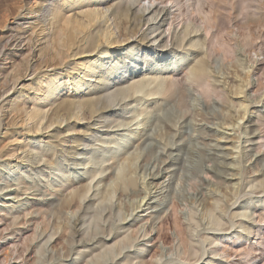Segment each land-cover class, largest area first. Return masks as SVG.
Instances as JSON below:
<instances>
[{"label":"rangeland","instance_id":"obj_1","mask_svg":"<svg viewBox=\"0 0 264 264\" xmlns=\"http://www.w3.org/2000/svg\"><path fill=\"white\" fill-rule=\"evenodd\" d=\"M42 1L0 0V30L6 31V24L11 23L17 12L23 13L38 8ZM53 1L57 3L58 0ZM235 1L236 8H233L231 2ZM214 2L213 7L210 0H141V7L153 3L154 6L165 7L168 11L162 36L163 40H167L168 46L157 48L151 44L153 37L142 41L130 39L132 41L128 44V41H125L111 45L110 52L104 55L103 69L106 82L113 79L116 81L123 76L122 84L125 85V79L129 81L133 79L134 71L137 73L134 78L163 77L166 81H174L179 87L185 88L187 106L181 107L163 96L150 95L136 107L132 104L127 105L124 110L119 106L114 107L115 115L122 114L127 121L134 117L136 111L141 112L138 119L136 117L128 125L108 128L104 123H99L85 126L87 121H83L87 128L81 123V126H76V132L69 133L76 138L86 135L87 139L97 131L115 133L117 137H122L119 141V145L122 146L114 145L106 154L105 161L100 164L104 171L95 179V182L102 181L95 190L97 193L102 191L105 181V183L111 181V169L108 167L114 162L112 156L115 152L128 150L138 154L137 167L144 156L149 157L146 169L137 168L133 174L137 179L135 188L140 189L142 193L139 196L128 195L120 199L116 193L109 202L134 206L133 210L125 211V215L128 216L130 213L129 219L136 218L127 227L130 233L139 229L141 233H145V236L140 238L143 245L137 252L140 257L136 259L142 264H264V0ZM78 9V5L75 4L70 13L74 14ZM62 13L68 14L64 10ZM215 14H220L221 19L214 18ZM186 26L194 31L192 39L189 43L185 42V45L176 47L172 44V33L181 32ZM251 31L256 33L254 38L250 36ZM209 39H213L215 47L218 46V42L227 43L231 47H227V52L222 48L218 49V53L209 60L207 94V91L197 86L195 81L188 79V72L195 60L205 58L199 50L202 49L203 52L206 50ZM190 43L198 45L196 47ZM87 54L76 58L83 60L82 57ZM77 59L70 58L69 61L73 63ZM116 63L117 66L114 68L112 64ZM97 64L94 60L93 65ZM65 69L66 67L60 66L43 69L47 70L48 76L43 78L44 82L41 85L35 84L36 75H28L23 83H33V87L38 90L29 89L31 98L26 101V106L29 108L33 105L45 106L47 102L44 98L48 95L49 87L55 88L49 101L56 96L62 97L69 90L74 92L75 87H72V84L64 83L76 81L78 71L68 72ZM54 75L56 78L50 81ZM104 80L95 83L97 80L92 78L93 83H87V86L95 90L105 85ZM81 84L83 83H80L78 88ZM237 84L243 85L240 94L234 92ZM21 85L17 88H23ZM213 86L217 87L218 93L211 91ZM11 94L13 91L0 98V103ZM21 99L23 101L25 97ZM125 102H129V99ZM208 102H212V105L208 106ZM242 102L245 105L243 109H246L244 117L238 119L234 126L229 121L226 123L223 118L227 120V117L233 116L235 112L238 116L240 112L237 111H242L243 114L244 110L239 105ZM134 108H137L135 113ZM5 112L7 111L4 110L3 114ZM183 113H187V119L181 117ZM2 115L0 113V118H3ZM100 120L92 121L104 122V119ZM3 122L0 137H5L0 144V150L5 152L17 143L13 141L16 136H12L10 132L19 130L25 132L23 127L27 123L23 125L22 121H17L18 124L16 122V125L6 127V120ZM65 124L66 122L62 126ZM150 129L153 131L152 137L146 138V133L150 132ZM33 136V132L24 137L17 135L18 140H22L21 145L30 141ZM40 141L37 139L33 142L40 145ZM180 143L183 144L181 149L175 150L176 145ZM98 144L99 142H94V145ZM210 147L213 148L211 152H215L213 158H208V155L203 153L205 148ZM41 152L44 153V158H49L52 153L50 145ZM4 160L12 161L14 166H17L19 161L16 157H4L0 162ZM23 163L26 165V162ZM64 166H68L67 162H64ZM82 170V166H69L67 176L62 177L55 171L54 175L47 174V179L43 176L35 177L34 174L29 176L19 172L11 174V180L13 179L11 186L0 192V264H25L23 258L27 253L24 251L22 252L24 257L21 255L22 258H17L18 253L12 252L15 247L13 242L16 243V248L18 245V249L21 250L24 238L33 237L35 232L53 229L57 231V236L61 233L65 218L72 217L75 211L66 210L59 214L53 210L51 213L48 207V214L40 218L33 217L32 213L38 206H45L44 203L54 196L61 199L70 197L71 193L86 181L87 176L80 175ZM207 171L209 172L206 173ZM152 173L156 175L159 173V176L152 177ZM222 176L228 177L222 180ZM48 179L49 183H46ZM28 187L30 189L26 190ZM212 193H217L223 198L225 221L228 223L223 229L207 230L200 227L199 231L215 236L217 247L225 248L227 255L213 257L207 251L197 262L176 259L171 253V245L163 243L162 235L177 238L175 221L177 220L178 224L182 221L180 224H184L192 204L203 212L204 207L201 203L204 198L212 202ZM243 204L247 205L244 210L248 217L232 218L233 212L239 211ZM150 206H158L157 211L149 208ZM158 214L163 217L169 214L170 220L164 224L154 225L150 217ZM241 220L246 228L240 226ZM177 241L178 238L175 242ZM52 244L58 245V241ZM206 244L203 243V246L207 247ZM57 247H61V244ZM210 258L214 261L208 262Z\"/></svg>","mask_w":264,"mask_h":264},{"label":"bare ground","instance_id":"obj_2","mask_svg":"<svg viewBox=\"0 0 264 264\" xmlns=\"http://www.w3.org/2000/svg\"><path fill=\"white\" fill-rule=\"evenodd\" d=\"M214 1L210 0V5L213 7L215 6ZM140 2L141 0H58L56 3L53 0H43L38 8L23 13L17 12L11 23L6 24V31L0 30V98L9 91H13L11 96L3 99V101L6 100L4 103L7 105L3 101L0 103L1 115L4 110L7 111L1 116L3 118H0V127L4 125L5 120L6 127L13 126L17 121H22L23 125L27 123L23 127L25 132L21 130L10 132L12 136H16L13 139L17 142L14 143V147L6 149L5 152L0 150V159L4 157L19 159L17 166H14L10 160L0 162V192L11 186L13 180H11V174L18 172L26 176L34 174L35 177L43 176L47 179V174L54 175L55 171L65 177L69 166H82L83 170L80 175L87 176L86 181L72 192L70 197L66 196L65 199H61L54 196L44 203L45 206H38L32 213L33 217L40 218L48 214V207L51 213L54 212L53 210L59 214H63L66 210L75 211L72 217L65 218L63 229L58 236L57 231L53 229L44 230L41 233L35 232L33 237L24 238L21 250L18 249V245L16 248V243L13 242L15 247L12 252L18 253L17 258L24 257L22 252L27 253L23 258L25 264H142L136 259L140 257L137 252L143 245L140 238L144 237L145 233H141L140 229L130 233L127 227L136 218L129 219L130 213L128 216L125 215V211L133 210L134 206L109 204V202L116 193L119 199L128 195L139 196L142 193L140 189L135 188L137 179L133 174L137 168L146 169L149 157L144 156L137 167L138 154L128 150L115 152L112 156L114 162L108 167L111 169V181L109 183L105 181L102 191L97 193L95 190L102 181L95 182V179L104 171L100 164L105 161L106 154L112 150L114 145H119L122 137H117L115 133L99 131L92 133L89 139L86 135L76 138L69 134L76 132V126H81L83 121H87L85 126L99 123H104V126L108 128L128 125L136 117L138 119L141 112L134 108L133 112L136 111L134 117L127 121L122 114L115 115L114 107L119 106L122 110L129 104L136 107L140 101L150 95L163 96L166 100L181 107L187 106L185 88L179 87L174 81H166L163 77L134 78L137 75L134 71L132 72L133 79L130 81L125 79V85L122 84L123 76L116 81L114 79H110V82L104 80L103 59L104 55L110 52L111 45L125 41H128V44L132 40L142 41L153 37L152 45H156L157 48L168 46L167 40L162 39L163 25L168 11L165 7L154 6L153 3L141 7ZM232 3L233 8H236V1ZM75 4L79 9L72 14L70 10ZM62 10L68 14H63ZM214 18L221 19V15L215 14ZM183 29L181 32L172 33V44L176 47H181L192 39L194 31L189 30L188 26ZM250 36L254 38L256 33L251 31ZM197 45L195 43L192 46L197 47ZM227 47L231 46L220 42L215 47L213 39H209L206 50L204 52L202 49L199 50L205 58L195 60L188 72V79L195 81L197 86L207 91V94L209 88L206 79L208 78L209 60L218 53L220 48L227 52ZM83 54H87L82 57L83 60L76 58ZM70 58L77 59V61L72 63L69 61ZM230 58H232L231 53ZM94 60L98 63L96 66L93 65ZM112 65L115 68L117 63ZM58 66L66 67L65 70L68 72L78 71L76 81L64 83L72 84V87H75L74 92H69V90L62 97L57 98L56 96L49 101L55 89L49 87L48 95L44 98L47 102L45 106L33 105L31 108L26 106V101L31 98L29 89L38 90L33 87V83H23L26 77L36 75L34 82L36 85H41L44 82L43 78L48 76L47 70L43 71V69ZM54 78H56L55 75L50 78V81ZM92 78L97 80L95 83L104 80L105 85L95 90L91 89L87 83H93ZM80 83L83 84L81 88H78ZM20 84L23 88L18 89ZM235 88V94L242 93V84H237ZM217 90V87H214L211 91L218 93ZM217 96L220 95L217 94ZM21 97L25 99L22 101ZM126 99H129V102H125ZM211 105L212 102H208V106ZM239 105L241 109L245 106L244 102ZM243 110V114L242 111H237L240 112L238 116L235 112L233 116L230 115L227 120L225 118L223 120L226 123L229 121L234 126L238 119L244 117L246 109ZM181 117L187 119V113H183ZM94 119L96 121L104 119V122L95 121L93 123ZM64 122L66 124L62 126ZM31 132L34 134L33 138L21 145L22 140H18L17 135L24 137ZM152 132L150 129V132L146 133V138H151ZM4 137H0V144ZM44 138L47 139L44 140ZM206 138L203 137V139ZM37 139L41 140L40 145L33 142ZM94 142H99V144L94 145ZM48 145L52 153L46 159L41 150L46 149ZM182 145V143L176 145L175 150H180ZM212 149L211 147L205 148L203 153L207 154L208 158H213L215 152L212 153ZM121 153L124 154L122 157ZM23 162H26V165ZM64 162H67L68 166H64ZM157 175L159 176V173ZM157 175L152 173V177ZM228 176L221 178L225 180ZM204 180L207 181L206 178ZM46 183H49V179ZM29 187L26 190L30 189ZM98 194L100 195L97 197ZM211 200L212 202H209L204 198L202 202L201 199L203 212L192 204L193 206H190L186 214L184 224H180L182 221L179 224L177 220L175 221L177 243L175 242L176 237L172 239L171 235H162L163 243L171 245V253L176 259L197 262L207 251L213 257L227 255L225 248L217 247L215 236L199 231L200 227L207 230L223 229L228 223L225 221L226 211L223 210V198L217 193H212ZM166 207L163 208L166 210ZM245 207L247 205L243 204L239 211H234L232 218L248 217L244 210ZM149 208L157 211L158 206ZM150 218L154 225L155 223L164 224L170 220V215L163 217L158 214ZM239 223L241 227L246 228L242 220ZM54 239L58 241V245L61 244V247L52 244L55 242ZM203 243H207V247H204ZM212 261H214L212 258L208 260V262Z\"/></svg>","mask_w":264,"mask_h":264}]
</instances>
